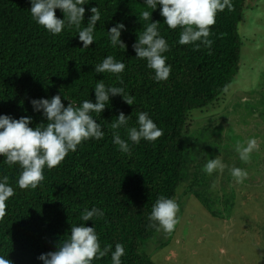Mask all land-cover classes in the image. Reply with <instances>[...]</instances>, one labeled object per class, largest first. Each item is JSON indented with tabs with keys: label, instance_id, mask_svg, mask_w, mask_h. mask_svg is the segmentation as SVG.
I'll return each mask as SVG.
<instances>
[{
	"label": "trees",
	"instance_id": "1",
	"mask_svg": "<svg viewBox=\"0 0 264 264\" xmlns=\"http://www.w3.org/2000/svg\"><path fill=\"white\" fill-rule=\"evenodd\" d=\"M247 1L230 0L231 9L218 12L210 26L211 46L201 44L194 51L193 44L179 45L181 28L164 24L162 6L153 10L145 0H84L81 28L87 26L93 7L101 13L89 49H83L75 26L53 35L38 25L30 13V0H0V115L31 116L30 127L35 128L47 120L34 111L32 100L59 94L65 107L67 99L77 106L87 99L95 103L94 87L101 80L106 86L123 87L125 95L133 98V105H128L122 96L110 97L103 113H92L103 125V138L84 141L58 166L45 168L44 180L34 189L20 188L19 164L8 166L0 156V176H6L14 188L0 217V255L12 264H43L39 257L57 251L70 238L72 224L86 223L96 229L102 248L124 245L123 264H156L143 252L159 231L150 226L148 216L160 196L176 200L181 187L200 196L197 189L205 177L200 176V168L194 174L187 171L199 160L190 155L196 142L185 138L195 129L193 112L221 104L240 71L239 27ZM144 11L153 12V22L160 23L158 30L169 44L165 55L172 73L167 81L156 82L146 60L137 59L133 49L139 32L151 22L143 20ZM56 16L65 19L60 9ZM117 22L125 25L121 39L126 49L110 44L108 32ZM108 55L125 63L120 79L95 72V64ZM120 112L132 116L128 127L137 126V113L148 112L163 135L155 142L128 141L130 152H122L113 143V133L127 139L126 129L111 128ZM93 207L102 209L104 217L82 221L84 209ZM94 264H111V253Z\"/></svg>",
	"mask_w": 264,
	"mask_h": 264
},
{
	"label": "clouds",
	"instance_id": "2",
	"mask_svg": "<svg viewBox=\"0 0 264 264\" xmlns=\"http://www.w3.org/2000/svg\"><path fill=\"white\" fill-rule=\"evenodd\" d=\"M30 3L32 18L51 34L57 35L66 26H75L80 29L77 36L83 44V49H89L94 43V32L101 20L99 8L91 9L92 15L87 26L81 28L85 18L84 0H30ZM145 4L153 10L162 6L160 14L165 18L164 24L173 30L181 28L179 45L193 44L194 51H198L201 44L211 46L212 42L207 37L210 34V26L216 22L217 13L223 12L226 7L231 9L230 0H145ZM57 9L62 10L65 19L57 18ZM152 14L153 12L149 11L142 13L143 20L151 22L144 25L143 31L139 32L133 49L137 59L146 60L147 67L155 74L154 80L159 83L169 79L172 66L167 63L168 57L165 55L170 50L169 44L158 30L160 23L153 22ZM123 30L125 25L117 22L108 32L112 47L126 49L121 39ZM125 68V63L117 61L112 55L95 64L96 73H112L117 75L118 79ZM94 90L96 102L87 99L79 106L75 101L67 99L69 104L65 107L59 94L51 99L32 100L34 111L42 113L43 118L47 120L46 124H40L35 128L30 127L34 122L31 116L25 115L15 119L9 115H0V156L5 157L3 163L8 166L19 164L22 169L17 181L20 188H36L44 180L45 168L51 170L58 166L84 141L103 138V125L96 122L92 113H103L110 102V97L122 96L128 105H133V98L125 95L123 87L106 86L104 80H101L95 84ZM131 118L132 116L120 112L111 122V128L114 130L126 129L127 139L121 138L118 131L113 133V143L122 152H130L128 141L134 144H139L142 139L155 142L163 135V130L157 126L148 112L137 113V126L128 127ZM256 147L257 139L250 137L243 144H238L235 150L241 161L247 162ZM205 167L207 173L211 175L217 170L222 171L225 165L220 157H217L210 159ZM230 172L237 183H243L248 176L247 171L239 167H233ZM13 195L14 188L9 184L8 178L0 176V217L4 215L6 201ZM178 212L179 205L175 198L162 195L148 216V220L152 222L150 226L170 233L179 222ZM104 215L102 209L93 207L90 210L84 209L81 220L94 221V217L103 218ZM70 234V238L63 241L57 251L39 257L43 264H94V261L103 259L109 253L111 264H123L124 245L117 243L114 250L111 245L102 248L94 227H88L86 223L72 224ZM0 264H12V261L0 255Z\"/></svg>",
	"mask_w": 264,
	"mask_h": 264
},
{
	"label": "rangeland",
	"instance_id": "3",
	"mask_svg": "<svg viewBox=\"0 0 264 264\" xmlns=\"http://www.w3.org/2000/svg\"><path fill=\"white\" fill-rule=\"evenodd\" d=\"M247 6L240 71L221 104L193 112L195 129L185 138L196 142L190 155L199 160L187 171L200 168L205 177L200 196L179 189L175 229H160L143 247L156 264H264V0ZM250 137L257 147L244 162L235 149ZM217 157L225 168L209 175L205 166ZM233 167L247 171L243 183L231 175Z\"/></svg>",
	"mask_w": 264,
	"mask_h": 264
}]
</instances>
